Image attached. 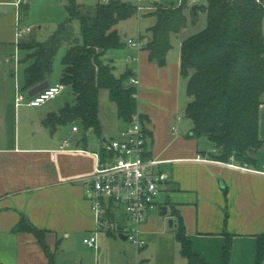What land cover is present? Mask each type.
<instances>
[{
    "label": "crops",
    "instance_id": "0c3cea01",
    "mask_svg": "<svg viewBox=\"0 0 264 264\" xmlns=\"http://www.w3.org/2000/svg\"><path fill=\"white\" fill-rule=\"evenodd\" d=\"M21 1L22 5L28 4ZM154 1L149 0L150 3ZM14 2L0 0V45L13 47L3 60L15 70L21 57L18 45L31 38L32 28L23 24L22 17L20 20L19 7ZM63 2L65 4V0ZM149 7L154 8L153 5ZM20 23L30 27V32L17 36ZM119 23L116 24L118 33ZM138 36L144 44L146 37ZM176 38L178 56L167 60L170 47L162 65L149 59L143 45L139 49L131 48L126 46L125 40L122 48L128 49V61L124 70L116 75L128 70L137 77L135 96L147 134L145 152L162 160L156 168L168 174L156 199V208L148 212L147 219L137 229L133 231L131 228L145 242L144 245L138 248L132 242L133 246L123 242L121 247H127L128 251L119 249L110 255V247L120 246L116 242L119 233L115 226H122L115 220L116 213L122 211L126 217L127 214L111 203L106 213L110 228L96 229L91 202L86 194L85 181L96 162L93 153L100 152L103 157V143L116 137L128 124L118 117L116 105V116L103 125L98 97L99 135L90 128L83 129L78 122H72L71 127L56 138V128L51 130L45 118L48 113L58 110L42 113L32 110L42 104L28 105L26 93L16 84L13 93L3 98L0 105V120H5V110L8 109L14 120L22 118L25 127L21 136L6 138L5 133H0V264H186L175 238L176 225L173 223H177L173 213L178 214L183 222L192 252L206 263H223V247L229 238L227 264H255L258 236L264 232V145L255 152L254 161L246 164L248 169L244 170L228 164H239L233 157L226 162L213 158L216 149L207 137L191 135L192 121L185 110L183 115L180 111L179 95L184 77L180 75L179 58L183 37L176 35ZM112 52L108 54L109 59L113 58ZM14 53L18 58L16 64L12 59L5 60ZM132 57L135 60H131ZM61 68L54 82L50 81V75L49 84L58 83ZM18 90L24 98L17 104L15 95ZM187 98L189 100L188 95ZM22 106L25 107L21 109ZM104 113L108 119L109 114ZM33 123L38 126L36 130ZM73 126L77 128L73 130ZM46 129L49 132H43ZM105 132L110 137L105 136ZM258 133L264 141V105L259 108ZM197 156L210 160L198 161ZM161 206L166 207L165 215L160 214ZM22 215L44 230L51 260L32 232L13 231ZM168 218L175 220L171 226ZM92 234L96 235V248L83 241ZM80 237L83 245L88 247L85 250L78 247ZM259 264H264V255Z\"/></svg>",
    "mask_w": 264,
    "mask_h": 264
},
{
    "label": "trees",
    "instance_id": "16d2710c",
    "mask_svg": "<svg viewBox=\"0 0 264 264\" xmlns=\"http://www.w3.org/2000/svg\"><path fill=\"white\" fill-rule=\"evenodd\" d=\"M154 3V2H153ZM154 23L146 30L143 48L151 61L163 58L171 47V36L187 27L185 0L176 5H153ZM27 4L19 5V18L26 15ZM67 17L57 24L44 40L35 38L19 43V62L23 65L21 91L48 81L55 55L62 43L67 44L61 58L58 82L71 90L72 102L58 112L48 113L45 122L54 130L67 122H78L99 135L98 97L106 89L109 100L117 107L118 117L129 123L137 110L136 87L128 84L131 75L126 70L120 76L113 72L109 52L122 48L116 24L129 18L132 5L121 0L98 1L86 7L76 0H65ZM205 25L185 35L180 42L179 71L186 78L189 101L185 114L192 121L191 135L205 136L214 145L213 158L250 164L255 152L262 148L259 108L264 105V36L262 18L264 0H208L203 6ZM196 11L192 12L195 24ZM80 24L76 36L73 21ZM176 217L175 238L186 264H208L196 256L184 231L183 222ZM13 231L32 232L51 260L44 241V230L34 226L22 215ZM230 252L229 238L223 247V263ZM264 255V232L258 236L255 264Z\"/></svg>",
    "mask_w": 264,
    "mask_h": 264
},
{
    "label": "built area",
    "instance_id": "2783aa9c",
    "mask_svg": "<svg viewBox=\"0 0 264 264\" xmlns=\"http://www.w3.org/2000/svg\"><path fill=\"white\" fill-rule=\"evenodd\" d=\"M21 0H15L19 7ZM142 6H138V11ZM30 27L18 24L17 36L30 32ZM126 46L139 49L143 41L137 38H127ZM18 61L16 53L6 57V61ZM135 60V57L130 58ZM127 83L136 85L138 79L134 75L127 78ZM64 85L61 83L49 84L38 93L27 96L26 103L30 106H39L47 100L55 97ZM23 94L18 90L15 95L16 103L23 101ZM77 127L73 126V130ZM147 134L138 115H134L127 126L116 137H112L103 143V157L100 152H94L96 162L92 174L86 178V194L91 202L96 229H109L110 220L106 216L110 204L121 207L129 220L133 223V231L148 217V212L156 208V199L161 192L163 183L168 179V174L156 168L162 160L146 155L145 143ZM198 161L210 159L197 156ZM234 168L248 169L247 165L234 162L228 163ZM131 230L129 239L138 248L144 245V241ZM84 243L96 248V235L92 234L83 239Z\"/></svg>",
    "mask_w": 264,
    "mask_h": 264
},
{
    "label": "rangeland",
    "instance_id": "374dc122",
    "mask_svg": "<svg viewBox=\"0 0 264 264\" xmlns=\"http://www.w3.org/2000/svg\"><path fill=\"white\" fill-rule=\"evenodd\" d=\"M64 0H24L23 2L28 3V9L26 15L23 16V24L30 25L32 28L31 38H35L38 41H44L56 28L57 24L63 21L67 17V12L65 9ZM78 3L85 5L86 7H91L98 1L104 2L105 0H76ZM181 0H155L154 3H150L149 0H121V2H130L133 9L132 15L124 20H121L118 28H119V36L122 42H125L127 38H137L138 35L142 37L147 35V27H149L155 16L152 13L154 10L150 8V5H176ZM187 6L185 7V14L188 19V24L185 31L178 34L179 37H184L185 35L192 33L201 29L206 23V13L203 9L208 2V0H185ZM142 6V9L138 11V6ZM197 5L196 7V16H195V24L192 23V6ZM154 7V6H153ZM73 29L76 36H80V24L77 20H74ZM262 32L264 36V15L262 18ZM172 47L167 53V60H171L172 58H176L179 53L178 39L176 35L173 36ZM26 40V39H24ZM24 42V41H23ZM143 47V46H142ZM141 47V48H142ZM67 49V44L62 43L55 55L53 61V68L51 73L50 81L54 82L56 80V75L61 67V58L65 54ZM10 51H13V47H9L7 44L0 45V105L2 104V100L5 97H8L13 93L14 86L17 84L19 87L22 86L23 83V65L19 62L15 70L9 66L8 63L4 62L5 54H8ZM128 49L121 48L114 52V57L109 60V63L113 66V72L115 75H119L120 72L124 70L123 66L127 63L128 59L126 58ZM20 55V54H19ZM185 78H182L181 87H180V111L181 114L185 110V107L188 103L187 93H186V83ZM21 89V88H19ZM72 102L71 90L69 87L64 86V88L54 97L47 100L44 104L39 107H32L31 109L38 112L43 111H57L59 110L65 103ZM25 106L20 107L21 109ZM99 108H100V120L103 125H106L105 122L108 120H112L115 115V103L109 100L108 93L106 89H101L99 91ZM20 109V110H21ZM19 110V109H18ZM5 120L4 118L0 120V133L2 135L7 136L6 138H12V136L19 135L21 136L25 132V127L23 125L22 118L19 117V120L16 118L13 119V113H11L8 109L5 110ZM104 112L109 114L108 119L104 116ZM22 114V112L20 111ZM106 114V115H107ZM183 115V114H182ZM21 116V115H20ZM1 118V117H0ZM109 122V121H108ZM72 122H67L62 125H58L56 127V131L54 136L57 138L60 137L63 133L66 132L67 128H70ZM33 128L36 130L38 127L33 123ZM45 133L49 132V129L43 131ZM105 136L110 137L109 133L105 132ZM1 137V135H0ZM115 220L117 224L124 227L126 231L125 234L131 231L133 227V223L125 216L122 211L116 213ZM112 226H114L112 224ZM78 242V247L81 250H85L86 245L82 243V237H80ZM116 242L120 244V246L113 245L109 248V254L112 255L115 252H118L119 249H125L128 251L127 247H121L123 242H126L133 246L129 239L122 240L119 237L116 238ZM80 243V244H79ZM84 246V247H83Z\"/></svg>",
    "mask_w": 264,
    "mask_h": 264
},
{
    "label": "water",
    "instance_id": "95a60500",
    "mask_svg": "<svg viewBox=\"0 0 264 264\" xmlns=\"http://www.w3.org/2000/svg\"><path fill=\"white\" fill-rule=\"evenodd\" d=\"M127 4L131 5L130 2H127ZM196 7H197V5H193L192 6L193 12L196 11ZM111 57H114V54H111ZM157 62H158L159 65L164 64V58L158 59ZM48 85H49L48 81H44V82H42L40 84H37V85L29 88L26 91V94H27V96H32V95L38 93L39 91L43 90L44 88H46ZM160 209H161L160 214L161 215H165L166 214V207L165 206H161ZM174 221L175 220L173 218H168V225L171 226ZM173 224L176 225L175 223H173ZM115 230L118 231V233H119L118 235H119L120 238L127 239V235L124 234V231H125L124 228H122L120 226H115Z\"/></svg>",
    "mask_w": 264,
    "mask_h": 264
}]
</instances>
